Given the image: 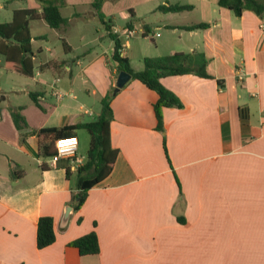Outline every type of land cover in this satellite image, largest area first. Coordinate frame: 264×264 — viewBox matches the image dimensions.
Instances as JSON below:
<instances>
[{
    "label": "crops",
    "instance_id": "obj_1",
    "mask_svg": "<svg viewBox=\"0 0 264 264\" xmlns=\"http://www.w3.org/2000/svg\"><path fill=\"white\" fill-rule=\"evenodd\" d=\"M54 1L67 18L60 28L39 16L40 0H0V23L9 22L15 9L37 12L29 20L31 76L18 72L13 61L6 65L0 54V264H264V14L245 10L236 16L217 0L102 1L101 12L134 70L143 68L144 57L201 52L211 78L190 73L160 78L183 103L163 108L164 131L156 128L154 90L130 78L113 92L110 139L118 150L113 168L64 221L77 164L69 158L52 163L46 152L53 151L55 138H78L77 128L59 135L55 130L85 121L60 97V89L67 85L74 96L77 66L96 82L101 100L115 87L119 71L114 42L93 0ZM169 5L191 8H160ZM97 19L111 40L107 48L94 52L93 41L71 56L69 39L88 38L96 26L88 22ZM198 23L206 26L185 28ZM127 29L133 31L132 41L126 39ZM148 33L156 38L151 54L137 41ZM45 85H51L48 93L56 95L55 102ZM15 109L27 128L15 127ZM86 152L85 147L79 157ZM14 165L17 178L10 175ZM42 215L53 218L56 238L39 249L36 229ZM92 230L98 253L81 255L69 245Z\"/></svg>",
    "mask_w": 264,
    "mask_h": 264
},
{
    "label": "trees",
    "instance_id": "obj_2",
    "mask_svg": "<svg viewBox=\"0 0 264 264\" xmlns=\"http://www.w3.org/2000/svg\"><path fill=\"white\" fill-rule=\"evenodd\" d=\"M42 10L41 16L50 27L60 28L67 23V18L62 16L59 10V5L54 0H40ZM103 0H93L92 6L95 8L99 19L108 30L109 37L114 42L112 58L117 62L118 71H125L131 75V78L137 79L148 88L154 90L158 94V99L153 105L155 117L157 120L156 128L164 131L162 110L164 107L183 106L179 97L171 90L164 87L160 78L168 75L178 74H194L204 78H211V75L206 71L207 59L201 52H174L168 55L144 57L143 68L134 70L129 62V59L121 55L122 43L117 33H113L110 29L107 19L101 12V4ZM220 7L231 10L236 16H241L243 11L249 10L258 16L264 14V0H217ZM163 10L178 11L191 8V5H169L161 6ZM37 12L35 9H15L13 10L12 19L9 22L0 23V54H3L8 61H13L16 64L17 71L25 76H31L33 71V59L31 41L32 36L29 31V20L35 18ZM205 23H198L185 26L186 29L192 30L205 27ZM113 88L101 98V110L96 119L66 125L55 130V134L59 135L67 133L76 128L84 127L90 133L89 147L86 156L81 164L76 166V183L71 191L70 206L73 210H78L87 197L89 188L99 183L107 177L115 162L118 150L111 145L110 139V122L113 114L110 106V99L115 94ZM32 100L38 103L36 96L30 93ZM245 108H241V117L244 119L247 113ZM13 123L18 130L27 128V123L24 116L18 109L11 111ZM163 148L167 155L165 138ZM52 150H47L46 154L51 155ZM18 166L14 165L10 169V175L17 178ZM70 167L66 168V178L70 175ZM56 235L53 227V218L48 215H42L37 220L36 229V246L41 249L55 241ZM70 246L78 249L81 255L95 254L99 252V242L97 234L94 230L77 237L69 242Z\"/></svg>",
    "mask_w": 264,
    "mask_h": 264
},
{
    "label": "rangeland",
    "instance_id": "obj_3",
    "mask_svg": "<svg viewBox=\"0 0 264 264\" xmlns=\"http://www.w3.org/2000/svg\"><path fill=\"white\" fill-rule=\"evenodd\" d=\"M192 19H193L192 15H189L188 16V22ZM78 23L79 22H76V24H78ZM80 23H81V25H83L82 22H80ZM88 23H89V25H93V24L96 25L94 28H90V31L92 34H89L88 38H80L78 36H74L73 38L69 39L70 42L74 46L71 56L76 57V56L82 54V52L87 48L85 44L91 45L93 41L94 42L96 41V43H94V45H92V46H94L93 47L94 52L96 51V52L102 54V52L105 50V48H107L108 44L111 42L110 38L105 35V30H104L103 26L101 25L100 20H98V19L95 21L92 20ZM95 35H97L96 39H95ZM139 37L140 38H138L139 40H137V41H140V43L144 47H148L146 52H147V54H151V52L153 50L152 44H154V40H156V38L154 40L151 39V36L149 33L145 37H143V36H139ZM126 39L132 41V39H134V37H132L130 35ZM99 41L101 43L97 44ZM100 45H101V47H100ZM94 52L91 54L93 55ZM133 65L137 68H140L139 67L140 65L138 64L135 57H133ZM79 68L80 67H77V66H75L73 68V74L75 76V78H74L75 80L73 81V85H72V94L75 96V98H74V96L69 95L70 89H68L69 87L67 85L62 87L63 88L62 90L60 89V93L62 92L60 94V97L63 98L65 102H68L72 106V110L75 111L76 113H79L85 122H89V121L96 119L97 115L99 114V112L101 110V100L99 97L100 90L95 85L96 82L92 78L88 79V77H85L84 73ZM78 72H82V73L80 75H78ZM15 77H18L20 79H24V78H22V76H19V75H16ZM46 77L49 80H51L50 75L48 76V74H46ZM65 78L68 79V76H66ZM42 87L45 90V93L48 94L49 100L51 102H55L56 101V95L50 96V94H49L50 92L52 93L51 85H45ZM32 88H36L35 85H33ZM86 88L89 89V95L87 94V92L85 90ZM6 90H7V92L5 93L6 97L7 98L9 96L11 97L13 95V92H10V89H6ZM64 92H67V93L65 94ZM26 97H28V96L24 97V100H25L24 102H26V100H27ZM21 104H24V103H21ZM77 129H79V130L77 131V135H78L77 147L78 148H77L76 155L79 156V154H81L83 152V149L85 147H86V149H88V147H89L90 133L84 127L77 128Z\"/></svg>",
    "mask_w": 264,
    "mask_h": 264
},
{
    "label": "built area",
    "instance_id": "obj_4",
    "mask_svg": "<svg viewBox=\"0 0 264 264\" xmlns=\"http://www.w3.org/2000/svg\"><path fill=\"white\" fill-rule=\"evenodd\" d=\"M261 26H264L261 23ZM133 31L127 29L126 35L129 36ZM78 138L76 135L55 138L53 141V153L49 155L52 163H56L61 158L72 159L74 163L81 164L83 159L76 155Z\"/></svg>",
    "mask_w": 264,
    "mask_h": 264
},
{
    "label": "water",
    "instance_id": "obj_5",
    "mask_svg": "<svg viewBox=\"0 0 264 264\" xmlns=\"http://www.w3.org/2000/svg\"><path fill=\"white\" fill-rule=\"evenodd\" d=\"M131 78V75L125 71H119L118 76L116 78V83L115 87L113 89V92H116L118 89L123 87L126 82ZM73 210V208L70 205H67L65 207L64 215H63V220L66 221V219L69 216V213Z\"/></svg>",
    "mask_w": 264,
    "mask_h": 264
}]
</instances>
